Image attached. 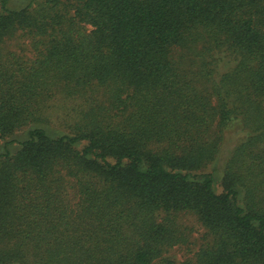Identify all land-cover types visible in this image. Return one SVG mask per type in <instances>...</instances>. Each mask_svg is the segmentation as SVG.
I'll list each match as a JSON object with an SVG mask.
<instances>
[{
    "label": "trees",
    "instance_id": "trees-1",
    "mask_svg": "<svg viewBox=\"0 0 264 264\" xmlns=\"http://www.w3.org/2000/svg\"><path fill=\"white\" fill-rule=\"evenodd\" d=\"M0 138V264H264V0H5Z\"/></svg>",
    "mask_w": 264,
    "mask_h": 264
},
{
    "label": "rangeland",
    "instance_id": "rangeland-1",
    "mask_svg": "<svg viewBox=\"0 0 264 264\" xmlns=\"http://www.w3.org/2000/svg\"><path fill=\"white\" fill-rule=\"evenodd\" d=\"M5 0H0V10L2 3ZM31 0H6L8 7L10 8H22L30 3ZM21 136V135H19ZM228 144L231 145V142L235 139L234 134L229 135ZM22 138V137H21ZM5 141L0 138V151H3ZM11 151H15L18 147V144L13 143L9 145ZM186 223L190 225H195V232L192 235V243L189 245H178L175 246L163 254L162 264H184L185 262H194L195 260V253L197 252L200 246V235L202 234L203 230L197 224L196 220L193 217H187Z\"/></svg>",
    "mask_w": 264,
    "mask_h": 264
}]
</instances>
